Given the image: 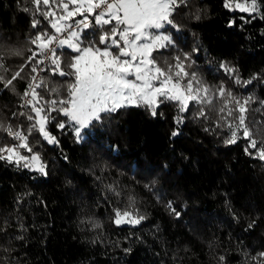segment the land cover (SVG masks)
<instances>
[{
	"label": "trees",
	"instance_id": "trees-1",
	"mask_svg": "<svg viewBox=\"0 0 264 264\" xmlns=\"http://www.w3.org/2000/svg\"><path fill=\"white\" fill-rule=\"evenodd\" d=\"M224 3L182 4L174 14L179 31L166 29L172 30L174 46L157 57L161 64L175 63L176 56L190 54L184 61L188 72L213 91L222 84L237 98L252 97L246 123L260 141L264 0L254 13ZM34 12L32 0H0L5 80L27 63L37 32H54L49 20ZM97 31L85 35L94 39ZM57 51L64 61L75 55L67 47ZM222 65L236 71L225 72ZM33 75L28 65L12 86L0 83V147L14 140L5 129L21 123L33 152H19L38 153L47 173L26 168L23 161L0 160V264H264V161L245 152L243 138L225 143L231 133L217 126L219 115H226L218 114L224 99L216 96L204 106L208 118L196 115L201 106L195 104L180 113L174 102H165L155 116L145 107H128L93 122L79 141L68 119L52 111L46 130L59 141L55 144L37 129L28 132L35 121L26 117L35 114L24 106L23 94ZM237 76L252 82L238 84ZM41 79L49 88L67 83L48 70ZM37 91L45 99L60 98L43 87ZM177 116L183 117L179 124ZM117 208L144 219L118 225Z\"/></svg>",
	"mask_w": 264,
	"mask_h": 264
},
{
	"label": "snow or ice",
	"instance_id": "snow-or-ice-1",
	"mask_svg": "<svg viewBox=\"0 0 264 264\" xmlns=\"http://www.w3.org/2000/svg\"><path fill=\"white\" fill-rule=\"evenodd\" d=\"M186 2L187 0H32L35 5L33 15L39 13L49 20L54 32H37L30 39L34 48L28 50L31 55L28 56L27 63L14 72L10 79L5 80L0 75V83L7 88L12 86L13 80L23 78L20 73L24 67L31 65L32 73H37L31 77L28 90L23 94L24 106H28L30 113L35 114H28L26 117L29 121H35L28 130L29 134L32 129H37L49 143L58 144L59 141L46 131L52 111H57L68 119L78 141L82 139L81 131L89 128L93 122H102L106 117L128 107H145L155 116L156 109L165 102H174L180 113L187 112L190 105L195 104L201 106L196 115L208 118L204 106L211 105L213 98L218 96L224 99L218 114L226 112V115H219L217 126L227 127L231 133L225 143L233 144L243 138L248 141L245 152L264 161V131L257 130L256 134L262 137L258 141L246 123L247 106L252 97L237 98L222 84L213 91L197 79L195 73L190 74L186 70L184 61L190 59V54H184L183 59L176 56L175 63L171 64L166 61L161 64L154 55L174 46L166 29L171 27L179 31L180 26L176 24L174 14ZM257 4L258 0H225L224 7L254 13L257 11ZM77 17L80 18L76 19ZM38 23L34 19L32 26L35 28ZM90 29H98L94 39H88L85 35L86 30ZM65 47L75 53L67 61L57 51L58 48ZM45 62L51 65L49 69L41 67ZM222 67L225 72L236 71L226 65ZM0 70L7 71L2 56ZM45 70L54 76L67 78V83L50 88L43 79L37 83L38 71ZM251 82H242L236 77L238 84L247 85ZM42 87L49 95L55 94L60 98L45 99L37 91ZM61 89L66 93L65 96H61ZM229 104L233 106L228 107ZM182 120V116L175 117L177 124ZM57 127L63 129L66 125L58 123ZM5 131L20 143L0 147V160H8L17 165L23 161L24 167L34 168L47 175L46 166L38 153L26 156L18 151L23 148L28 153L33 152L28 143V135L22 131H13L10 126ZM177 134L176 131L172 133L173 136ZM249 148L255 152H249ZM168 207L172 208L171 203ZM114 211V222L118 225L138 224L144 219L143 216L133 218V213L128 210L117 208ZM260 255L264 256V253Z\"/></svg>",
	"mask_w": 264,
	"mask_h": 264
},
{
	"label": "rangeland",
	"instance_id": "rangeland-1",
	"mask_svg": "<svg viewBox=\"0 0 264 264\" xmlns=\"http://www.w3.org/2000/svg\"><path fill=\"white\" fill-rule=\"evenodd\" d=\"M77 19H79V18H77ZM166 32H167V34H169L170 36H171V38H172V40H173V33H172V30H170V31H167L166 30ZM174 41V40H173ZM172 47V46H171ZM171 47H168V48H171ZM158 53H160V52H157V53H154V55H158ZM166 53H168V51H165V52H163V54H166ZM159 56V55H158ZM166 62H168V63H172V62H170L169 60H166ZM185 68H186V70L188 71V68L185 66ZM22 131V132H24L25 133V131H24V129L23 128H21L19 125H17L16 127H15V129L13 130V131ZM47 131V130H46ZM82 132V131H81ZM26 134V133H25ZM20 143V141H17V142H14V140L13 139H11L10 140V142L7 144V145H4V146H12V145H16V144H19ZM19 151V150H18ZM5 155H7L6 153H5ZM23 155V154H22Z\"/></svg>",
	"mask_w": 264,
	"mask_h": 264
},
{
	"label": "built area",
	"instance_id": "built-area-1",
	"mask_svg": "<svg viewBox=\"0 0 264 264\" xmlns=\"http://www.w3.org/2000/svg\"><path fill=\"white\" fill-rule=\"evenodd\" d=\"M90 19H91V17H90ZM54 46H55V45H54ZM46 64H47V62H45L44 65H41V67L45 68ZM41 74H42V71H38L37 83H39V79H40V77H41ZM34 75H37V73H34ZM27 90H28V88H27ZM17 125H19V126L22 128L21 123H18ZM14 141H15V139H14Z\"/></svg>",
	"mask_w": 264,
	"mask_h": 264
}]
</instances>
